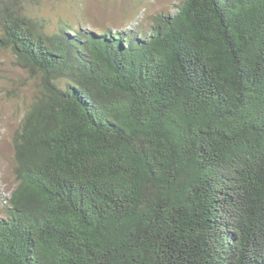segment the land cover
<instances>
[{"label": "trees", "instance_id": "16d2710c", "mask_svg": "<svg viewBox=\"0 0 264 264\" xmlns=\"http://www.w3.org/2000/svg\"><path fill=\"white\" fill-rule=\"evenodd\" d=\"M0 0L35 79L0 264H264V0H182L102 33Z\"/></svg>", "mask_w": 264, "mask_h": 264}, {"label": "rangeland", "instance_id": "374dc122", "mask_svg": "<svg viewBox=\"0 0 264 264\" xmlns=\"http://www.w3.org/2000/svg\"><path fill=\"white\" fill-rule=\"evenodd\" d=\"M182 0H34L33 16L49 21L50 31L61 22L99 33L107 29L147 30L154 17L174 13ZM35 79L14 65V56L0 49V218L3 200L16 185L12 136L35 95Z\"/></svg>", "mask_w": 264, "mask_h": 264}]
</instances>
